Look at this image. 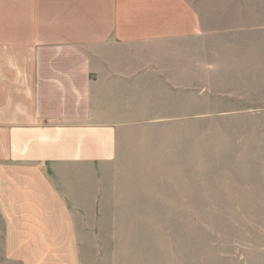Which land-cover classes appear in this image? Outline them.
Listing matches in <instances>:
<instances>
[{
	"label": "rangeland",
	"instance_id": "rangeland-1",
	"mask_svg": "<svg viewBox=\"0 0 264 264\" xmlns=\"http://www.w3.org/2000/svg\"><path fill=\"white\" fill-rule=\"evenodd\" d=\"M125 2L132 16L182 13L180 26L205 14L194 73L128 157L87 168L96 185L84 205L69 195L72 236L31 264H264V0Z\"/></svg>",
	"mask_w": 264,
	"mask_h": 264
},
{
	"label": "crops",
	"instance_id": "crops-1",
	"mask_svg": "<svg viewBox=\"0 0 264 264\" xmlns=\"http://www.w3.org/2000/svg\"><path fill=\"white\" fill-rule=\"evenodd\" d=\"M148 6L132 16L125 0H0V264H31L72 236L69 195L84 205L96 185L87 168L128 157L194 73L192 24L206 34L205 14L180 26L182 13Z\"/></svg>",
	"mask_w": 264,
	"mask_h": 264
}]
</instances>
